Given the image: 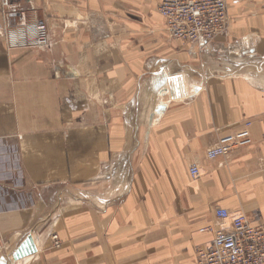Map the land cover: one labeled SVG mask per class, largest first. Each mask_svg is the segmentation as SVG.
I'll list each match as a JSON object with an SVG mask.
<instances>
[{"label": "crops", "instance_id": "obj_1", "mask_svg": "<svg viewBox=\"0 0 264 264\" xmlns=\"http://www.w3.org/2000/svg\"><path fill=\"white\" fill-rule=\"evenodd\" d=\"M159 2L0 0V264H197L235 216L264 223V0H227L206 45ZM21 14L49 48H7Z\"/></svg>", "mask_w": 264, "mask_h": 264}, {"label": "built area", "instance_id": "obj_2", "mask_svg": "<svg viewBox=\"0 0 264 264\" xmlns=\"http://www.w3.org/2000/svg\"><path fill=\"white\" fill-rule=\"evenodd\" d=\"M157 10L164 20L165 28L173 39L182 43L206 45L223 35L229 27L227 0H160ZM9 49H47L49 29L44 21L26 18L7 24L4 34ZM237 131L221 136L206 156L210 159L229 156L232 150L245 148L252 143L249 121ZM192 178L199 176L196 164L190 165ZM218 220L228 219L225 208L215 210ZM210 227L200 229L201 232ZM58 247L57 235L51 237ZM197 264H264V223L252 222L244 215L231 220L230 230L220 229L206 247L197 249Z\"/></svg>", "mask_w": 264, "mask_h": 264}, {"label": "rangeland", "instance_id": "obj_3", "mask_svg": "<svg viewBox=\"0 0 264 264\" xmlns=\"http://www.w3.org/2000/svg\"><path fill=\"white\" fill-rule=\"evenodd\" d=\"M229 26H230V24H229ZM228 29H229V27H228ZM227 32H228V30L223 35H225ZM223 35H221V36H223Z\"/></svg>", "mask_w": 264, "mask_h": 264}]
</instances>
